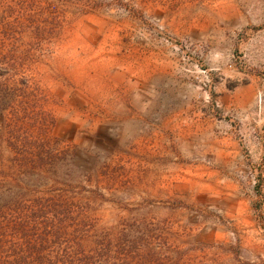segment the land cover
<instances>
[{"label": "rangeland", "instance_id": "rangeland-1", "mask_svg": "<svg viewBox=\"0 0 264 264\" xmlns=\"http://www.w3.org/2000/svg\"><path fill=\"white\" fill-rule=\"evenodd\" d=\"M1 201L84 254L264 264V0H0Z\"/></svg>", "mask_w": 264, "mask_h": 264}, {"label": "trees", "instance_id": "trees-1", "mask_svg": "<svg viewBox=\"0 0 264 264\" xmlns=\"http://www.w3.org/2000/svg\"><path fill=\"white\" fill-rule=\"evenodd\" d=\"M58 207L53 202L48 209L56 213ZM10 210L14 213L6 212ZM65 210L63 214L68 213ZM50 212L39 202H33L31 206L0 202V264H117L119 260L122 264H131L133 248L124 246L131 241L130 237L120 236L115 251L108 237L97 238L94 253L84 254L80 243H76L79 233L73 235L74 245H70L62 233L63 221L56 215L60 226L57 230L52 229L53 224L47 220ZM60 241L65 245H60Z\"/></svg>", "mask_w": 264, "mask_h": 264}]
</instances>
